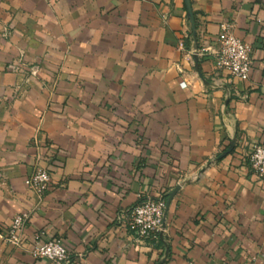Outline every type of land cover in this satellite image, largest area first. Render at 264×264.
<instances>
[{"label":"crops","instance_id":"1","mask_svg":"<svg viewBox=\"0 0 264 264\" xmlns=\"http://www.w3.org/2000/svg\"><path fill=\"white\" fill-rule=\"evenodd\" d=\"M191 5L195 32L186 0H0V227L29 213L0 264H55L37 234L70 264H264V0ZM223 22L252 47L247 80L203 51ZM178 185L162 240L138 242L132 208Z\"/></svg>","mask_w":264,"mask_h":264},{"label":"built area","instance_id":"2","mask_svg":"<svg viewBox=\"0 0 264 264\" xmlns=\"http://www.w3.org/2000/svg\"><path fill=\"white\" fill-rule=\"evenodd\" d=\"M181 46L183 43L181 42ZM208 50L218 70L227 71L232 77L241 80L250 78L252 68V47L239 38L230 22H223L214 45L203 48ZM199 51V49H198ZM249 164L253 173L264 180V144L256 142L249 154ZM28 188L42 196L50 189L51 172L36 162L30 174L25 178ZM166 197L147 198L138 202L131 210L128 226L138 242H158L160 234L164 231V212ZM28 212L17 213L8 226L0 227V238L15 246L23 245V233ZM34 257H43L55 264H70L69 252L64 245L62 237H49L42 239L36 236V242L30 249Z\"/></svg>","mask_w":264,"mask_h":264},{"label":"water","instance_id":"3","mask_svg":"<svg viewBox=\"0 0 264 264\" xmlns=\"http://www.w3.org/2000/svg\"><path fill=\"white\" fill-rule=\"evenodd\" d=\"M186 4H187V8H188V17L190 18V21H191V24H192V29L195 32L196 31V21H195L194 12L192 10L191 0H186ZM194 60H195L196 66H197L198 65V57H197V54H195ZM232 147H233V145L231 146V148L229 150H231ZM179 188H180V185L176 186L169 193V196L167 197V200H166V208H165V212H164V226L166 225V217H167V213H168V209H169L170 203H171L174 195L176 194V192L179 190Z\"/></svg>","mask_w":264,"mask_h":264},{"label":"trees","instance_id":"4","mask_svg":"<svg viewBox=\"0 0 264 264\" xmlns=\"http://www.w3.org/2000/svg\"><path fill=\"white\" fill-rule=\"evenodd\" d=\"M165 197H167V196H165ZM161 240H162V238H161V236H159L158 242H160Z\"/></svg>","mask_w":264,"mask_h":264}]
</instances>
